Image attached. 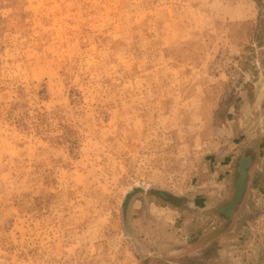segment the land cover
I'll list each match as a JSON object with an SVG mask.
<instances>
[{"label": "rangeland", "instance_id": "374dc122", "mask_svg": "<svg viewBox=\"0 0 264 264\" xmlns=\"http://www.w3.org/2000/svg\"><path fill=\"white\" fill-rule=\"evenodd\" d=\"M261 130L264 0H0V264H264V183L204 256L129 195L213 204Z\"/></svg>", "mask_w": 264, "mask_h": 264}, {"label": "flooded vegetation", "instance_id": "af4514ba", "mask_svg": "<svg viewBox=\"0 0 264 264\" xmlns=\"http://www.w3.org/2000/svg\"><path fill=\"white\" fill-rule=\"evenodd\" d=\"M263 163L264 130H261L238 149L229 172L226 193L213 204H206L198 197L176 196L156 189L137 188L129 195L140 192L143 196L162 200L170 209L183 215L214 221L215 227L201 231L194 242L195 250L204 256L212 243L230 237L237 227L243 226L244 215L249 212V192L260 190V184L264 183ZM191 247L192 244L186 245L183 251L174 253L175 259L193 254Z\"/></svg>", "mask_w": 264, "mask_h": 264}]
</instances>
